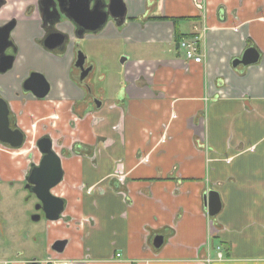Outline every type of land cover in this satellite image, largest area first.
<instances>
[{
    "label": "crops",
    "instance_id": "0c3cea01",
    "mask_svg": "<svg viewBox=\"0 0 264 264\" xmlns=\"http://www.w3.org/2000/svg\"><path fill=\"white\" fill-rule=\"evenodd\" d=\"M3 1L0 32L15 21L16 55L0 73V99L24 140L21 149L0 143V185L21 180L48 137L64 210L46 220L40 246L0 264H264V0H122V22L79 39L62 16L52 29L66 38L52 50L39 0ZM175 29L197 42L200 64L185 59ZM249 48L257 63L233 67ZM80 49L91 68L82 82ZM102 70L96 89L88 76ZM34 74L49 86L42 99L23 88ZM211 191L221 203L214 217Z\"/></svg>",
    "mask_w": 264,
    "mask_h": 264
},
{
    "label": "water",
    "instance_id": "95a60500",
    "mask_svg": "<svg viewBox=\"0 0 264 264\" xmlns=\"http://www.w3.org/2000/svg\"><path fill=\"white\" fill-rule=\"evenodd\" d=\"M3 1L0 0V3ZM4 3V2H3ZM43 6L42 12L45 14L43 26L52 30L60 22L59 16L63 14L69 21L77 27V38L79 39L86 33H97L108 22L109 18L113 21L122 22L125 18L126 10L122 0H39ZM50 25V26H49ZM55 28V27H54ZM11 28L4 27L0 32V73L6 72L12 65L14 57L6 52L11 48L9 33ZM65 36L58 32L50 31L46 36L44 47L52 50L63 44ZM85 56L81 51H77L75 68L79 69V80L82 82L90 73L91 68H84ZM258 52L249 48L244 53L241 60H234L233 67L242 65L244 67L257 63ZM25 90L31 92L36 98H44L49 86L41 75L34 74L24 83ZM99 105V103H98ZM24 135L18 129H12L9 120V110L7 104L0 99V143L12 149L22 146ZM37 149L42 155L38 167L30 171L27 180V187H31V192L40 202L41 211L49 222H56L59 215L64 210V201L50 194L62 179L60 160L52 150V142L48 137H43L37 141ZM208 214L210 217L216 216L221 208V203L217 193L211 191L207 197ZM33 222L38 219L32 217ZM162 243L161 238H156L155 247ZM65 247V242H56L51 250L60 253ZM32 260L31 264H36Z\"/></svg>",
    "mask_w": 264,
    "mask_h": 264
},
{
    "label": "rangeland",
    "instance_id": "374dc122",
    "mask_svg": "<svg viewBox=\"0 0 264 264\" xmlns=\"http://www.w3.org/2000/svg\"><path fill=\"white\" fill-rule=\"evenodd\" d=\"M77 42L78 40L74 42V46L77 45ZM69 44L71 43H68V45ZM81 52H83V50H81ZM123 52L125 51L122 50L121 52H117L115 54V57H117L115 60L119 62V60L124 57L122 56L124 55ZM88 59L94 62L98 61V57L94 58V56ZM103 73H105L103 70L94 71L93 75L91 73L88 76V79L91 78L92 84L96 89H104L105 83L98 81L99 75ZM113 74L119 75L118 70H115ZM118 85L119 81L117 87ZM96 93L100 94L95 91V94ZM21 185L22 184L17 183L14 185V188L17 189L21 187ZM15 190H13L12 187H8L5 183L0 185V256L7 262L11 257L14 255L16 256L17 253L21 251L25 252L31 247L34 248L35 244L40 246L43 242L46 230V221L44 218H41L38 222L31 221V217L35 213L31 199L27 200V194L21 191L16 192ZM1 257L0 261H4ZM23 257H28V255L26 254ZM46 258L42 257L38 259V261L45 262Z\"/></svg>",
    "mask_w": 264,
    "mask_h": 264
},
{
    "label": "flooded vegetation",
    "instance_id": "af4514ba",
    "mask_svg": "<svg viewBox=\"0 0 264 264\" xmlns=\"http://www.w3.org/2000/svg\"><path fill=\"white\" fill-rule=\"evenodd\" d=\"M3 1V0H2ZM4 2V1H3ZM0 3V7L4 4V3ZM43 10V9H42ZM62 16H64L63 14H61L60 16H59V18H61ZM42 17L44 18L45 17V14L44 13H42ZM44 20V19H43ZM43 20H42V24H41V29H43V38H41V40L43 41V43L45 42V39H46V36L49 34V32H50V30L47 28V26L45 25V26H43ZM60 23V22H59ZM15 26H16V23H15V21H13V20H11L10 22H8L4 27H8V28H11V30H13L14 28H15ZM73 26H74V28L77 30V27L73 24ZM52 31H54V29H52ZM76 37H77V35H76ZM195 41V40H194ZM195 43H196V46H197V42L195 41ZM197 49H198V47H197ZM8 54H10V55H12L13 57H14V59H15V55H16V49H15V47L13 46V45H11V48L10 49H8V52H7ZM14 59H13V61H14ZM40 75V74H39ZM42 76V75H41ZM36 144H37V142H36ZM6 148H4L5 150H9V149H12V148H10V147H8L7 145L5 146ZM21 147H23V144H22V146ZM21 147H20V149H21ZM35 148L37 149V145H35ZM19 149V148H18ZM52 150H53V148H52ZM54 151V150H53ZM37 152L39 153V151H38V149H37ZM56 154V153H55ZM57 155V154H56ZM57 157H58V155H57ZM41 158H42V155L39 153L38 154V161L37 162H35V160H34V155L33 154H30V155H28L27 156V159H28V162H29V166H28V168H27V170L25 171V173L23 174V177H22V179L21 180H19V181H13V182H10L9 183V186H10V188L12 187V189L13 190H15L16 188H14V185L15 184H17V183H19V184H22L21 185V187H19V188H17L15 191L16 192H18V191H21V192H24L25 194H27V196H26V198H27V200L28 199H31V201L33 202V207H34V211H35V213L33 214V216L32 217H34V218H37L38 220H40L41 218H44V220L46 221V219H45V217H44V213L41 211V208H40V206H41V204H40V202L36 199V197L34 196V194L31 192V187H27V178L29 177V175H30V171H31V169L32 168H34V167H38L39 166V162H40V160H41ZM59 158V157H58ZM60 160V159H59ZM54 189V188H53ZM52 189V190H53ZM52 190L50 191V194L52 195V196H55V195H53L52 194ZM16 192H15V195H16ZM55 197H57V196H55ZM58 198V197H57ZM62 214V213H61ZM61 214L59 215V218H58V220L57 221H59L60 220V218H61ZM46 259H49V258H46ZM31 261L32 260H30V261H23V262H20V263H18V264H31ZM36 264H41V262H39L38 260H36V262H35Z\"/></svg>",
    "mask_w": 264,
    "mask_h": 264
},
{
    "label": "built area",
    "instance_id": "2783aa9c",
    "mask_svg": "<svg viewBox=\"0 0 264 264\" xmlns=\"http://www.w3.org/2000/svg\"><path fill=\"white\" fill-rule=\"evenodd\" d=\"M179 47L184 53V57L187 61L192 60L193 62L200 64L202 62L201 56L197 52V46L194 40L188 41V40H181L179 42ZM117 184L120 182H123L124 180L122 178H117ZM218 260H222L223 256L222 253L218 251L217 253ZM43 264H70V262L49 258L46 259Z\"/></svg>",
    "mask_w": 264,
    "mask_h": 264
},
{
    "label": "trees",
    "instance_id": "16d2710c",
    "mask_svg": "<svg viewBox=\"0 0 264 264\" xmlns=\"http://www.w3.org/2000/svg\"><path fill=\"white\" fill-rule=\"evenodd\" d=\"M183 20H186V19H183ZM175 22V21H174ZM185 37L184 36H180L179 34H178V32L176 31V29H175V37H174V40H175V42H176V44H179V42L182 40V39H184Z\"/></svg>",
    "mask_w": 264,
    "mask_h": 264
}]
</instances>
